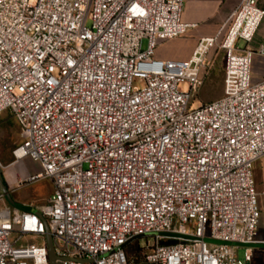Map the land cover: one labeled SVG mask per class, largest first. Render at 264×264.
Segmentation results:
<instances>
[{
	"label": "built area",
	"instance_id": "1",
	"mask_svg": "<svg viewBox=\"0 0 264 264\" xmlns=\"http://www.w3.org/2000/svg\"><path fill=\"white\" fill-rule=\"evenodd\" d=\"M185 2L0 0V117L23 131L14 161L41 165L23 182L54 185L37 212L0 193V264H51L47 234L61 264L253 263V247L240 260L231 244H264V80L252 76L264 44L248 47L264 9L241 0L190 58H157L186 35ZM212 49L223 96L193 107Z\"/></svg>",
	"mask_w": 264,
	"mask_h": 264
},
{
	"label": "crops",
	"instance_id": "2",
	"mask_svg": "<svg viewBox=\"0 0 264 264\" xmlns=\"http://www.w3.org/2000/svg\"><path fill=\"white\" fill-rule=\"evenodd\" d=\"M260 6L264 9V0H258ZM241 0H186L183 12V20L190 27L186 35L175 39L162 42L159 47L165 46L174 41H190L188 50L182 54L160 55L161 59H188L197 48L200 41L206 37L214 36L220 27L225 24L234 10L239 6ZM264 44V19L258 28L253 39L248 43L252 50H258ZM252 76L256 82L264 80V56L255 55L252 68ZM18 133L20 137L13 139V134ZM7 136L10 138L8 143L9 155L5 161L0 160L3 184L0 182V193H5L8 200L14 204L15 198L24 202V207L33 206L34 200L19 189L23 181L30 175H35L41 171V165L30 158L15 162L10 157L12 150L19 145L23 139V131L17 118L10 112L5 111L0 117V137ZM13 157V156H12ZM39 170L36 171L35 169ZM36 209V208H35ZM262 238V237H261ZM260 247L264 244H259ZM254 250V249H253ZM255 253V250H254ZM256 255V253H255ZM253 264V263H252Z\"/></svg>",
	"mask_w": 264,
	"mask_h": 264
},
{
	"label": "rangeland",
	"instance_id": "3",
	"mask_svg": "<svg viewBox=\"0 0 264 264\" xmlns=\"http://www.w3.org/2000/svg\"><path fill=\"white\" fill-rule=\"evenodd\" d=\"M190 41H174L168 43L165 46H158L155 56L159 58L160 55H173V54H182L188 50ZM241 47H245L244 42H240ZM208 59L210 60V66L208 67V72L205 78L204 85L194 94L192 99V106L197 107L200 103H208L213 100H217L223 96V84H224V63H225V54L223 50L212 49L209 51ZM8 111V110H7ZM20 137L16 132L13 134V139ZM10 138L7 136L0 137V160L5 161L6 156L9 155L10 151L8 148V143ZM23 139L19 142L22 143ZM10 156V155H9ZM12 160L13 157H10ZM1 167V165H0ZM36 171L39 169L36 168ZM256 180L257 188L260 193L259 202L262 210L261 213V223H260V237L264 238V158L262 162L258 165L256 170ZM54 191L53 182L48 178H40L36 180H26L22 183V186L19 189L20 193H24L34 200L33 206L37 211L47 203L48 199L52 196ZM6 202L12 207H22L24 202L18 198H15V203L12 204L7 197H5ZM3 205V202L0 203ZM149 239L150 242L154 240L153 236L149 237H140L134 240L126 248L130 256L135 255L140 246H144ZM29 241L40 243V240L32 237H27L25 240L21 241L19 244H26ZM209 242L220 243L219 241L208 239ZM47 242L51 248L53 255L55 253V243L54 237L49 234L47 236ZM238 246L237 257L240 260H245V250L246 247H253L256 255L254 256L253 264H264V246L259 244H231Z\"/></svg>",
	"mask_w": 264,
	"mask_h": 264
},
{
	"label": "water",
	"instance_id": "4",
	"mask_svg": "<svg viewBox=\"0 0 264 264\" xmlns=\"http://www.w3.org/2000/svg\"><path fill=\"white\" fill-rule=\"evenodd\" d=\"M0 182L3 184V187H4V190L6 191V187L4 186V183H3V176H2V170H1V167H0ZM5 194V193H4ZM31 207H24L23 209H30ZM49 234H47L48 236ZM48 243V242H47ZM48 248H49V258H50V263L51 264H61L59 261H58V256H54L53 255V252L51 250V248L49 247V244H48Z\"/></svg>",
	"mask_w": 264,
	"mask_h": 264
},
{
	"label": "trees",
	"instance_id": "5",
	"mask_svg": "<svg viewBox=\"0 0 264 264\" xmlns=\"http://www.w3.org/2000/svg\"><path fill=\"white\" fill-rule=\"evenodd\" d=\"M28 211H31V212H37V210L35 208H30V209H26Z\"/></svg>",
	"mask_w": 264,
	"mask_h": 264
}]
</instances>
